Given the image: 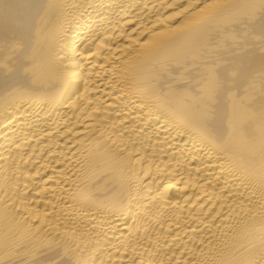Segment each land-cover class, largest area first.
<instances>
[{"label": "bare ground", "instance_id": "6f19581e", "mask_svg": "<svg viewBox=\"0 0 264 264\" xmlns=\"http://www.w3.org/2000/svg\"><path fill=\"white\" fill-rule=\"evenodd\" d=\"M0 264H264V0H0Z\"/></svg>", "mask_w": 264, "mask_h": 264}]
</instances>
